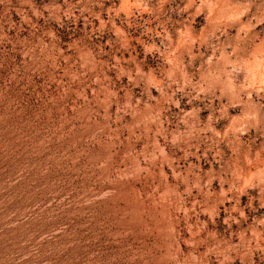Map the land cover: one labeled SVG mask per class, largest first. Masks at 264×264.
<instances>
[{"label":"rangeland","instance_id":"rangeland-1","mask_svg":"<svg viewBox=\"0 0 264 264\" xmlns=\"http://www.w3.org/2000/svg\"><path fill=\"white\" fill-rule=\"evenodd\" d=\"M0 264H264V0H0Z\"/></svg>","mask_w":264,"mask_h":264}]
</instances>
